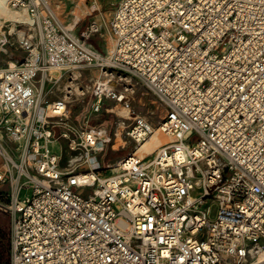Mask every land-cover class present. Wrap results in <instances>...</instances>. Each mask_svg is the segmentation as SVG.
<instances>
[{"label": "built area", "instance_id": "2783aa9c", "mask_svg": "<svg viewBox=\"0 0 264 264\" xmlns=\"http://www.w3.org/2000/svg\"><path fill=\"white\" fill-rule=\"evenodd\" d=\"M4 1L32 16L5 63L0 42L10 264H264V0H117L110 52L90 42L97 21L78 35L48 0ZM147 95L157 124L134 107ZM105 113L133 147L108 173L79 170L101 128L111 139ZM156 129L170 138L139 155Z\"/></svg>", "mask_w": 264, "mask_h": 264}, {"label": "rangeland", "instance_id": "374dc122", "mask_svg": "<svg viewBox=\"0 0 264 264\" xmlns=\"http://www.w3.org/2000/svg\"><path fill=\"white\" fill-rule=\"evenodd\" d=\"M52 9L60 17V19L65 23V25L72 29L76 34L80 35L90 24L94 21H97L100 24V31L96 32L91 38L92 42L97 48L101 51L110 52L112 45V36L108 30V25L110 18L112 16L115 4L117 0H48ZM28 23H18L16 25V31L12 34H7L8 43L10 44V50L5 56L2 57L1 62L5 63L11 57L12 53L16 52L17 47L19 46L20 38L18 37V30L24 29L27 27ZM12 24L10 21H7L3 25L2 30H10ZM98 74L97 69H88L84 72L83 76L85 78V84L91 86L92 80ZM154 99L151 95H147L146 104L144 105L143 101L136 99L134 102V107L137 112L140 114L147 115L154 124H157L158 118L148 116V108L155 109ZM119 109L120 105L118 104L115 109ZM72 112L69 114L70 121L69 123L73 125L80 120L83 116L85 110L84 101L78 100L74 103L72 107ZM114 117L112 113H105L102 121L105 123L108 133L111 136L110 141L105 143L104 149H97L92 152V154L97 156V159L101 162L100 172L108 173L112 170L110 165L115 164V162L123 155L127 154L133 147V140L131 137L122 131L121 133H113L112 124ZM83 121V120H82ZM124 132V133H123ZM57 136H60L58 133ZM72 138L77 137L76 133L71 135ZM60 142L62 143L61 151V163L63 166L69 164L70 159L75 156V152L70 149L68 144V139L62 138L60 136ZM1 159V158H0ZM92 162L96 164L95 157L92 158ZM91 168V161L83 163L79 166V170L87 171ZM82 192H86L85 189ZM10 224L7 215L3 212H0V236L2 235L1 229L9 230ZM9 232V231H8Z\"/></svg>", "mask_w": 264, "mask_h": 264}, {"label": "bare ground", "instance_id": "6f19581e", "mask_svg": "<svg viewBox=\"0 0 264 264\" xmlns=\"http://www.w3.org/2000/svg\"><path fill=\"white\" fill-rule=\"evenodd\" d=\"M7 21H10L12 26L10 30H2L3 25L6 24ZM32 22V16L29 14L26 8H14L11 7L9 4L6 3L4 0H0V42H4L8 39L7 34H12L16 31V25L18 23H31ZM18 37L21 39L23 38L25 31L23 29L18 30ZM113 43V39H112ZM112 48V45H111ZM111 51V50H110ZM120 105V108L116 109L119 113H124L126 110L124 109L122 103H118ZM122 125H119L116 130L117 132H122ZM93 131L88 130L84 136L87 138L88 136L94 137ZM98 137L100 139L99 146L102 148L103 144L102 141L108 137L107 134H105L104 130L101 128L98 131ZM89 138V137H88ZM170 137L161 131V129H156L155 132L150 135L140 146H138L137 153L139 155H144L145 153L153 150L155 147L160 145L161 143H164L167 141ZM49 146L57 151L59 154H61L62 147L60 145V141L57 138H51L49 139ZM89 159H91V166L96 167L98 163L97 156L94 154H88L87 155ZM95 157L96 164L92 162V158ZM95 175V173H92Z\"/></svg>", "mask_w": 264, "mask_h": 264}, {"label": "trees", "instance_id": "16d2710c", "mask_svg": "<svg viewBox=\"0 0 264 264\" xmlns=\"http://www.w3.org/2000/svg\"><path fill=\"white\" fill-rule=\"evenodd\" d=\"M0 236V264H10L9 248H8V231L1 229Z\"/></svg>", "mask_w": 264, "mask_h": 264}, {"label": "crops", "instance_id": "0c3cea01", "mask_svg": "<svg viewBox=\"0 0 264 264\" xmlns=\"http://www.w3.org/2000/svg\"><path fill=\"white\" fill-rule=\"evenodd\" d=\"M105 148V144H103V149ZM98 162H100V160L98 159ZM9 231V230H8ZM8 234H9V232H8Z\"/></svg>", "mask_w": 264, "mask_h": 264}]
</instances>
